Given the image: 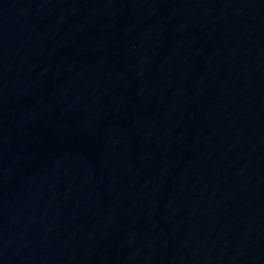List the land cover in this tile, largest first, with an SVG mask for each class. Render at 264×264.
Segmentation results:
<instances>
[{
	"label": "water",
	"instance_id": "water-1",
	"mask_svg": "<svg viewBox=\"0 0 264 264\" xmlns=\"http://www.w3.org/2000/svg\"><path fill=\"white\" fill-rule=\"evenodd\" d=\"M0 264H264V0H0Z\"/></svg>",
	"mask_w": 264,
	"mask_h": 264
}]
</instances>
